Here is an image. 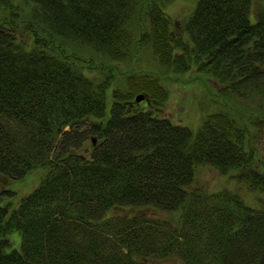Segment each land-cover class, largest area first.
Segmentation results:
<instances>
[{
  "label": "trees",
  "instance_id": "obj_1",
  "mask_svg": "<svg viewBox=\"0 0 264 264\" xmlns=\"http://www.w3.org/2000/svg\"><path fill=\"white\" fill-rule=\"evenodd\" d=\"M170 1L0 0V177L43 172L17 202L0 184V264H264V203L194 187L264 189V0H194L182 30ZM192 68L219 84L195 132L158 113Z\"/></svg>",
  "mask_w": 264,
  "mask_h": 264
},
{
  "label": "rangeland",
  "instance_id": "obj_2",
  "mask_svg": "<svg viewBox=\"0 0 264 264\" xmlns=\"http://www.w3.org/2000/svg\"><path fill=\"white\" fill-rule=\"evenodd\" d=\"M194 3V0H172L164 6L165 15L169 18L172 25L182 30L181 25L193 9ZM135 65L136 63H131V69ZM131 69H129V73L132 71ZM116 70L117 73L127 71L121 68H117ZM155 72L158 75L162 73L161 70H156ZM162 82L164 88L168 91V97L163 108L158 111L159 115L170 118L173 123L186 125L195 132L205 113L211 111L210 109H205L206 100L210 99L216 92L219 87L218 82L211 77L198 74L194 68L178 74L167 73V75L165 74V78L162 79ZM134 104L138 107H147V99L140 102H136L134 99ZM94 144L91 140H87L84 147L86 146V150L90 151L91 146ZM251 145L256 150L253 155L254 165L264 171V123L259 129L253 131ZM42 174L43 172L40 170L32 171L20 182H10V180L0 177V184L2 187L11 189L16 193L17 202L18 198L30 193L38 185ZM228 174L224 175L217 169L209 166L197 167L194 187L206 193L216 192L226 188L232 189L238 191L244 199L250 202L249 204L260 206L264 203V189L250 192L243 183L231 178V172ZM147 214L159 219H169L173 216L179 217V213L170 215L166 212L152 213L151 211H147ZM10 238L13 244L17 243L14 235H10ZM158 264L183 263L176 257H170Z\"/></svg>",
  "mask_w": 264,
  "mask_h": 264
},
{
  "label": "water",
  "instance_id": "obj_3",
  "mask_svg": "<svg viewBox=\"0 0 264 264\" xmlns=\"http://www.w3.org/2000/svg\"><path fill=\"white\" fill-rule=\"evenodd\" d=\"M145 99V96L143 94H138L136 97H135V101L136 102H140L142 100ZM92 142L95 143V138H92Z\"/></svg>",
  "mask_w": 264,
  "mask_h": 264
}]
</instances>
